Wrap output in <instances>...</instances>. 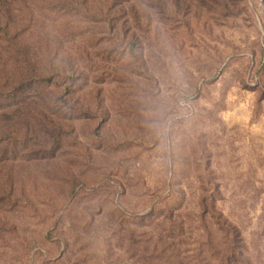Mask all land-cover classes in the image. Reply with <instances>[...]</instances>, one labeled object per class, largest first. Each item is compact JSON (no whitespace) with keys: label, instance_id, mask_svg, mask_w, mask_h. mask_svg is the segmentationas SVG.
<instances>
[{"label":"rangeland","instance_id":"obj_1","mask_svg":"<svg viewBox=\"0 0 264 264\" xmlns=\"http://www.w3.org/2000/svg\"><path fill=\"white\" fill-rule=\"evenodd\" d=\"M15 7L0 264H264V0Z\"/></svg>","mask_w":264,"mask_h":264},{"label":"trees","instance_id":"obj_2","mask_svg":"<svg viewBox=\"0 0 264 264\" xmlns=\"http://www.w3.org/2000/svg\"><path fill=\"white\" fill-rule=\"evenodd\" d=\"M24 1L25 0H0V36H3L5 39L9 40L10 44H15L19 37V33H18L19 30L16 27V25L18 24V19L16 16L18 15H16L17 10L15 6L16 3H20ZM24 76L28 77L26 78L28 80L30 78H33V80L36 79V81H45V79L42 78V76H39L36 73H34L32 76L29 73ZM28 80H26V82ZM50 80L51 79H48L47 81L49 82ZM1 90L2 89L0 88V91ZM234 246L235 249L232 250L230 249V252L224 256L223 264H254L251 257H249L246 254L244 248L237 249L236 245ZM238 246L244 247V245H240V244Z\"/></svg>","mask_w":264,"mask_h":264}]
</instances>
